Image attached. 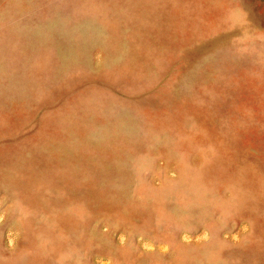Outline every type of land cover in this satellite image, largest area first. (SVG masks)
<instances>
[{"label":"rangeland","instance_id":"obj_1","mask_svg":"<svg viewBox=\"0 0 264 264\" xmlns=\"http://www.w3.org/2000/svg\"><path fill=\"white\" fill-rule=\"evenodd\" d=\"M0 264H264V0H0Z\"/></svg>","mask_w":264,"mask_h":264}]
</instances>
